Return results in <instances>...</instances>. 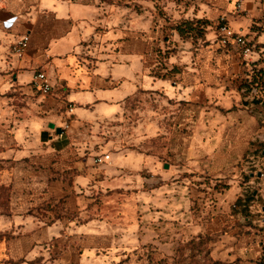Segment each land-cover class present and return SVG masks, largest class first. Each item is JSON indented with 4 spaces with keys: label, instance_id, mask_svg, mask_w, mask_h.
Returning a JSON list of instances; mask_svg holds the SVG:
<instances>
[{
    "label": "crops",
    "instance_id": "0c3cea01",
    "mask_svg": "<svg viewBox=\"0 0 264 264\" xmlns=\"http://www.w3.org/2000/svg\"><path fill=\"white\" fill-rule=\"evenodd\" d=\"M185 1L0 0V264H158L205 236L217 261L264 264V87L217 35L225 16L264 72V0ZM183 18L212 21L205 46Z\"/></svg>",
    "mask_w": 264,
    "mask_h": 264
},
{
    "label": "rangeland",
    "instance_id": "374dc122",
    "mask_svg": "<svg viewBox=\"0 0 264 264\" xmlns=\"http://www.w3.org/2000/svg\"><path fill=\"white\" fill-rule=\"evenodd\" d=\"M169 1L175 2V4H177L179 7L183 6V4L186 3L185 0H154L155 4H157L158 8L162 9L163 12H166L163 5L164 4L167 5ZM204 3L209 4L210 0H189L188 2V4L192 5L193 9L196 8V10L199 9L201 7V4H204ZM204 20H207L209 25L206 26L205 30L203 31V34L199 35V33L197 34L196 32L193 34L192 39H191L193 41V44L195 45V48L197 46L203 47L208 43L206 42L208 38L207 35L212 30L210 29V27H214V24L212 23V21H210L209 19H204ZM211 180L212 179L209 178L205 174H202L201 179H194V180L191 179V183H192L191 185L193 186L192 188H195V197H196L194 204L192 205L193 216H195V218H193L194 220H197L196 217L199 211L206 209L205 202L204 200H202L203 198L202 193L207 192L206 193L207 198L211 196V191L207 189L209 188L208 186L211 185ZM201 182L202 184L207 185L203 192L201 189L200 190L197 189V187L200 186ZM217 187L220 189L221 187L225 188L226 184H224L223 182L221 184H217ZM199 191L202 192L201 196H199ZM198 196L200 197L201 203H199ZM210 215L212 216L211 213L207 214L206 219H209ZM192 241H193L192 239L189 241H186L184 243L186 244L185 246H183L184 244L182 243L176 245L178 247L175 248L174 253L171 255L160 254L158 264H216L217 260L212 256V249H213V244L215 241V238L213 236H205L202 238L201 242L199 243L198 241H193V242ZM51 259H54L53 255H51ZM29 264H47V263H44L43 260H40L38 258V259L32 260L31 263Z\"/></svg>",
    "mask_w": 264,
    "mask_h": 264
},
{
    "label": "built area",
    "instance_id": "2783aa9c",
    "mask_svg": "<svg viewBox=\"0 0 264 264\" xmlns=\"http://www.w3.org/2000/svg\"><path fill=\"white\" fill-rule=\"evenodd\" d=\"M245 0H237L236 10L240 11L243 7ZM217 35L218 42L222 48L231 50L233 48H239L241 55L247 65L253 71V64L249 60V57L254 52V46L247 41L246 37L240 33L235 32L228 23L225 16H221L217 22ZM29 48V37H24L17 41L12 49L13 53L18 58H23ZM35 88L43 95H49L52 92L53 85L46 72H38L35 75L34 82ZM73 107L70 108V112ZM110 160L109 154H103L96 157V164H103Z\"/></svg>",
    "mask_w": 264,
    "mask_h": 264
},
{
    "label": "trees",
    "instance_id": "16d2710c",
    "mask_svg": "<svg viewBox=\"0 0 264 264\" xmlns=\"http://www.w3.org/2000/svg\"><path fill=\"white\" fill-rule=\"evenodd\" d=\"M209 23L207 22V20L204 19H181L180 21H177L175 23H173L171 25V28L175 31L178 32L179 36L181 39L183 40H190L192 39V36L194 33L197 32V34L199 33V35L203 34V31L205 30L206 26H208ZM169 39V37H165V41H167ZM170 53V50H165L164 52H162L161 50H159L158 55L160 56L161 59V63H162V68L156 73V75L158 77L161 78H172L174 73H177L176 69L174 68L172 71H168L166 73H162V70L165 69L164 66V62L168 55ZM253 79L250 80L249 82L247 81L245 84V87H258V88H262L264 87V72L263 71H257L256 68H253ZM223 187H221L222 189ZM203 237L200 238H193V241H198L201 242ZM192 241V242H193ZM190 244V243H189ZM186 244H184L183 246H185ZM186 248V247H185ZM26 264L31 263V261L29 262H25ZM16 264H20V263H16ZM216 264H226L224 262L221 261H217Z\"/></svg>",
    "mask_w": 264,
    "mask_h": 264
},
{
    "label": "water",
    "instance_id": "95a60500",
    "mask_svg": "<svg viewBox=\"0 0 264 264\" xmlns=\"http://www.w3.org/2000/svg\"><path fill=\"white\" fill-rule=\"evenodd\" d=\"M51 128H55V126L53 124L50 125ZM57 132L58 133H62V130L61 129H57ZM264 154V153H263ZM166 168H168V164H166L165 166ZM262 174L261 173H258V176H261ZM251 176H254V174H251Z\"/></svg>",
    "mask_w": 264,
    "mask_h": 264
}]
</instances>
